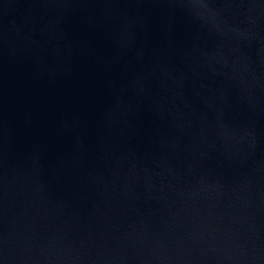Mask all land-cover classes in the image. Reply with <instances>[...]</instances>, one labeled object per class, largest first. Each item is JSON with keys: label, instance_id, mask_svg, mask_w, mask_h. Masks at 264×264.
<instances>
[{"label": "water", "instance_id": "95a60500", "mask_svg": "<svg viewBox=\"0 0 264 264\" xmlns=\"http://www.w3.org/2000/svg\"><path fill=\"white\" fill-rule=\"evenodd\" d=\"M0 264H264V0H0Z\"/></svg>", "mask_w": 264, "mask_h": 264}]
</instances>
